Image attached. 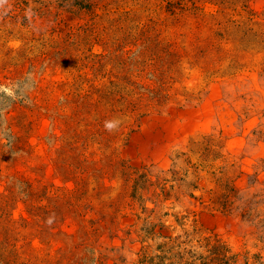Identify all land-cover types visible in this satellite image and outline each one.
Wrapping results in <instances>:
<instances>
[{"label": "rangeland", "instance_id": "1", "mask_svg": "<svg viewBox=\"0 0 264 264\" xmlns=\"http://www.w3.org/2000/svg\"><path fill=\"white\" fill-rule=\"evenodd\" d=\"M0 264H264V0H0Z\"/></svg>", "mask_w": 264, "mask_h": 264}]
</instances>
